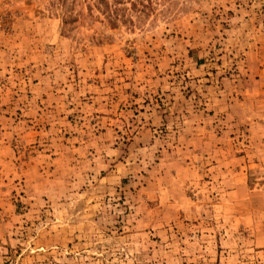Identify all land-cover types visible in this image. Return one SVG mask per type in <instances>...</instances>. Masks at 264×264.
Returning a JSON list of instances; mask_svg holds the SVG:
<instances>
[{"label": "rangeland", "instance_id": "obj_1", "mask_svg": "<svg viewBox=\"0 0 264 264\" xmlns=\"http://www.w3.org/2000/svg\"><path fill=\"white\" fill-rule=\"evenodd\" d=\"M0 264H264V0H0Z\"/></svg>", "mask_w": 264, "mask_h": 264}]
</instances>
